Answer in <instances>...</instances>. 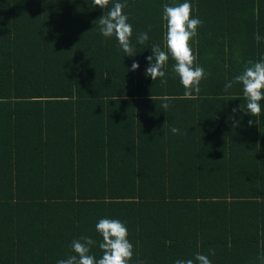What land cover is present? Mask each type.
Here are the masks:
<instances>
[{
	"label": "trees",
	"instance_id": "1",
	"mask_svg": "<svg viewBox=\"0 0 264 264\" xmlns=\"http://www.w3.org/2000/svg\"><path fill=\"white\" fill-rule=\"evenodd\" d=\"M116 2L132 57L100 34ZM184 2L207 73L191 99L171 57L166 85L145 75L151 46L166 50L163 5ZM261 57L264 0H0V264H57L85 236L99 259L102 218L127 227L129 264L210 249L212 264H264V100L253 117L240 84L224 90Z\"/></svg>",
	"mask_w": 264,
	"mask_h": 264
},
{
	"label": "clouds",
	"instance_id": "2",
	"mask_svg": "<svg viewBox=\"0 0 264 264\" xmlns=\"http://www.w3.org/2000/svg\"><path fill=\"white\" fill-rule=\"evenodd\" d=\"M95 7L101 9L108 8L110 0H93ZM126 7L124 3L116 2L112 7L98 19L100 34L105 38L115 37L119 47L126 54L132 57L136 54L135 46L132 42L133 28L128 22V16L123 12ZM192 5L189 2L169 6L163 5L161 19L166 23L163 25L166 29L163 42L164 48L158 44L151 46L152 55L146 57L149 62L145 69V75L153 81L159 78L161 86L167 84L164 68L171 57L175 62L173 71L179 77L180 83L184 88L185 98H194L193 93H199L201 80L207 77L204 68L195 62L197 56L193 53L190 41L197 36V29L202 25L203 21L199 18H192ZM151 26H149L150 30ZM262 38L257 34L255 40L257 43ZM149 40L148 32H140L136 36L137 44H145ZM139 68L138 62L131 65L132 71ZM233 84L242 86V93L246 100V107L241 110L253 117L261 114V103L264 100V57L259 61H247L241 74L235 76L233 80L225 84L224 90L228 91ZM163 109H168L169 104L163 103ZM235 112V109H233ZM252 123L251 120L248 122ZM173 134H181L176 127L169 129ZM223 158V157H222ZM96 231L102 236V242L99 243V249L102 256L97 259L90 254L91 246L96 241L90 237H81L73 240L71 243L72 252L66 259L57 261V264H129L132 260L134 251L133 244L128 240V230L124 223L118 219L102 218L96 224ZM209 255H215V250L210 249L207 255L196 253L193 259L181 260L177 259L175 264H212ZM259 259L264 262V254ZM138 264H143L138 261Z\"/></svg>",
	"mask_w": 264,
	"mask_h": 264
}]
</instances>
